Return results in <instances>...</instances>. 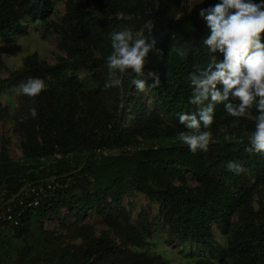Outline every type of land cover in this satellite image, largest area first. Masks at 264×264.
<instances>
[{
  "label": "trees",
  "instance_id": "trees-1",
  "mask_svg": "<svg viewBox=\"0 0 264 264\" xmlns=\"http://www.w3.org/2000/svg\"><path fill=\"white\" fill-rule=\"evenodd\" d=\"M60 1L66 12L53 31L66 57L49 65L32 54L22 68L0 79V91L28 77L48 85L39 96L21 95L16 101L13 122L22 158L11 161L0 154V200L5 192L4 201H39L25 210L20 226L0 229L5 251L0 264H169L152 250L159 236L197 250L193 264H264V154L246 150L255 106L233 118L218 104L207 152L193 153L177 138L186 130L178 113L195 109L188 103L189 74L206 67L213 56L222 59L203 46L208 28L199 16L218 0H205L180 17L181 0ZM56 2L0 0V39L11 42L24 35L25 23L49 22ZM96 14L108 26L105 33L95 30ZM148 22L153 24L150 35ZM124 29L156 40L144 72L158 73L159 85L149 79L143 91L137 90L131 83L136 74L129 69L116 73L119 87H105L110 33ZM31 107L38 109L35 119ZM6 111L0 106V118ZM126 147L132 151L124 152ZM97 149L121 151L97 157ZM228 161L240 162L245 171H228ZM44 182L54 187L51 196L30 193ZM140 195L157 207V214L150 217L144 206H136ZM93 217L106 227L99 234ZM42 219L56 221L61 229L73 220L70 235L81 244L64 247L61 235L43 231ZM32 225L38 235L28 238L36 234L30 235ZM19 241L23 245L12 262L9 243L17 249Z\"/></svg>",
  "mask_w": 264,
  "mask_h": 264
},
{
  "label": "clouds",
  "instance_id": "clouds-1",
  "mask_svg": "<svg viewBox=\"0 0 264 264\" xmlns=\"http://www.w3.org/2000/svg\"><path fill=\"white\" fill-rule=\"evenodd\" d=\"M199 16L208 28L201 41L203 46L211 53H220L222 59L213 56L206 67L197 66L189 74L192 95L188 103L195 109L178 113L186 130L179 131L177 138L193 153L207 152L212 141L208 129L213 124L216 106L223 104L229 116L241 118L254 105L258 114L246 150L264 154V0H218L215 5L202 8ZM145 28L150 35L153 24L148 22ZM110 40L106 88L119 87L122 80L116 73L123 74L129 69L136 74L131 83L137 90L143 91L149 79L154 81L153 86L159 85L158 73L144 72L146 58L156 48L155 39L146 37L143 31L134 35L130 29H124L110 33ZM47 86L40 77H28L18 85V91L35 98ZM29 115L35 119L38 109L31 107ZM226 167L237 175L245 171L237 161H228Z\"/></svg>",
  "mask_w": 264,
  "mask_h": 264
},
{
  "label": "rangeland",
  "instance_id": "rangeland-1",
  "mask_svg": "<svg viewBox=\"0 0 264 264\" xmlns=\"http://www.w3.org/2000/svg\"><path fill=\"white\" fill-rule=\"evenodd\" d=\"M58 1L55 4V12L49 22L46 23H25L24 35L16 37L13 41L0 39V79H5L10 76L11 73L19 70L23 66L24 59L32 54H37L39 58L49 65H53L58 61L60 57H66V50L63 46L61 38L53 31L54 24H61L62 17L66 12V7L63 1ZM181 4V3H180ZM180 5L177 8V16L181 13L179 11ZM91 12V11H90ZM186 13V12H185ZM96 27L95 30L99 33H105L108 26L101 23V17L96 14ZM107 44V42H106ZM142 95L146 96V92ZM21 96L18 91V85L7 86L0 91V106L5 108L7 111L3 118H0V154L4 153L11 161H18L22 158L21 152V137L15 132L13 113L17 99ZM148 105L151 104L149 96L145 98ZM120 149L111 151L118 152ZM186 177L190 183H195V177L188 171H184ZM136 206L145 207V211L150 217L157 214L158 209L153 205L147 197L140 195L136 199ZM124 206H128V200L123 203ZM144 211V212H145ZM42 229L45 232H52L53 235H61L63 238V246L70 249H74L81 244V239H72L70 233L73 231L74 221L66 223V227H59V224L50 219L41 220ZM91 223L95 226V234L105 230L103 222L98 218L93 217ZM33 236L28 238H34L38 235L37 226L32 225ZM27 238V237H26ZM30 239L29 241H32ZM23 241V239H22ZM9 243V242H8ZM16 246L13 243H9L13 247V253L11 257L14 258L12 262L16 260L19 249L23 243L18 242ZM152 250L156 253L163 254L166 261L169 264H193L197 260L199 252L193 247L183 245L178 241H171L166 236L154 237L152 240ZM15 248V249H14ZM144 248H140L142 252ZM4 250L0 246V254L4 255ZM8 257H10L8 255Z\"/></svg>",
  "mask_w": 264,
  "mask_h": 264
},
{
  "label": "built area",
  "instance_id": "built-area-1",
  "mask_svg": "<svg viewBox=\"0 0 264 264\" xmlns=\"http://www.w3.org/2000/svg\"><path fill=\"white\" fill-rule=\"evenodd\" d=\"M140 149V148H139ZM121 151V150H119ZM118 151V152H119ZM124 152H131L132 149L126 147L123 149ZM115 153V151H111V149H97L94 151V155L97 157H107ZM58 157V156H57ZM28 185L26 188L30 187ZM54 192V187L51 183L44 182L38 185L36 188L31 187L30 193H35L36 195L41 196H51ZM5 192L2 193V198L0 200V229L3 227L16 228L21 225L22 215L28 207H35L38 205V200H33L31 202H24L23 197L19 199V201L15 200H5L4 201Z\"/></svg>",
  "mask_w": 264,
  "mask_h": 264
},
{
  "label": "crops",
  "instance_id": "crops-1",
  "mask_svg": "<svg viewBox=\"0 0 264 264\" xmlns=\"http://www.w3.org/2000/svg\"><path fill=\"white\" fill-rule=\"evenodd\" d=\"M205 0H181L179 11L181 10V13H179L180 17L185 12H190L193 8L203 3Z\"/></svg>",
  "mask_w": 264,
  "mask_h": 264
}]
</instances>
